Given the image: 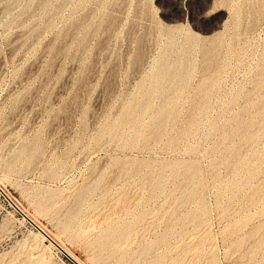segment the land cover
Segmentation results:
<instances>
[{"label":"rangeland","instance_id":"1","mask_svg":"<svg viewBox=\"0 0 264 264\" xmlns=\"http://www.w3.org/2000/svg\"><path fill=\"white\" fill-rule=\"evenodd\" d=\"M259 5L0 0V185L85 264H264ZM217 37L219 62L205 69L203 48ZM181 61L182 77L145 101L155 71ZM7 198L0 192V264L38 232ZM107 229L119 232L118 251L98 242ZM49 247L45 264H76Z\"/></svg>","mask_w":264,"mask_h":264},{"label":"bare ground","instance_id":"2","mask_svg":"<svg viewBox=\"0 0 264 264\" xmlns=\"http://www.w3.org/2000/svg\"><path fill=\"white\" fill-rule=\"evenodd\" d=\"M225 1H230V0H225ZM259 3H260V5L258 6V12L259 13H264V0H259ZM54 5V4H53ZM74 5V4H73ZM232 5V4H231ZM236 5V4H235ZM238 7V6H237ZM113 14V13H112ZM240 14H238V16H239ZM109 18V17H108ZM159 23V22H158ZM134 24V23H133ZM179 25V24H178ZM133 27V26H132ZM135 27V26H134ZM180 27V26H179ZM181 27H183V26H181ZM56 29H57V27H56ZM184 29V28H183ZM179 33H182V31L180 32L179 31ZM178 33V34H179ZM183 35V34H182ZM170 36V35H169ZM173 36V35H172ZM182 37H184V35L182 36ZM168 38V37H167ZM178 38V37H177ZM9 40V39H8ZM193 40V39H192ZM227 40V39H226ZM178 41V40H177ZM200 41V40H199ZM175 43V42H174ZM177 43V42H176ZM171 44V43H170ZM189 44V43H188ZM196 44V43H195ZM177 45V44H176ZM184 45H187V44H184ZM197 45V44H196ZM221 45H222V38L221 37H217V38H215L214 39V41L212 42V44H210V45H207V46H204V48H203V65H204V67H205V69L206 68H209L210 69V67L211 66H213V65H215V64H217V62H219L218 61V57H219V53H220V48H221ZM188 46V45H187ZM186 46V47H187ZM193 46H194V44H193ZM225 46V45H224ZM227 46V45H226ZM189 47H191V46H189ZM195 47V46H194ZM166 48V47H165ZM164 48V51L166 50V49H168V48H166L165 49ZM171 48V47H170ZM175 48V47H174ZM196 48V47H195ZM13 49V48H12ZM177 49H178V47H177ZM185 49V48H184ZM191 49V48H190ZM194 49V48H193ZM198 49V48H197ZM182 50V49H181ZM12 51V50H11ZM168 51H171V50H168ZM167 51V52H168ZM175 51H176V49H175ZM174 52V51H173ZM182 53H183V51H181ZM190 52V51H189ZM45 54V53H44ZM168 55H169V53H168ZM167 55V56H168ZM161 56H163L162 54H161ZM164 57V56H163ZM182 57H183V54H182ZM181 57V58H182ZM223 57V56H222ZM3 59V58H2ZM62 59V58H61ZM164 59V58H163ZM168 59V58H167ZM170 59V58H169ZM183 59V58H182ZM40 60V59H39ZM171 60V59H170ZM169 60V61H170ZM2 61V60H1ZM173 61V60H172ZM176 61V60H175ZM9 62V61H8ZM40 62V61H39ZM3 63V62H2ZM155 63V62H154ZM164 63V62H163ZM172 64H173V62H171ZM177 63H178V61H177ZM1 64V63H0ZM37 64V63H36ZM57 64V63H56ZM59 64V63H58ZM161 64H162V62H161ZM1 66H2V64H1ZM177 66H181V69L182 70H177ZM215 67V66H214ZM217 68V67H216ZM6 69V68H5ZM5 69H4V71H5ZM34 69V68H33ZM187 69H188V67L185 65V63L183 62V61H181V62H179V65L178 64H175V65H173L172 67L171 66H167V65H165V64H163V65H161L156 71H155V73H154V75L152 76V86H151V88L143 95V98H144V100L145 101H149L150 100V98H151V96H152V94H153V92H154V90H155V87L157 86V85H160L161 83L163 84L164 82H165V80L166 79H171V80H179V78H181L182 76V74L185 72V71H187ZM89 71V70H88ZM205 72V71H204ZM28 73V72H27ZM81 75V74H80ZM151 75V74H150ZM188 75V74H187ZM206 75H207V73H206ZM205 75V76H206ZM20 77V76H19ZM144 79H146V78H144ZM70 81H71V79H69ZM181 80V79H180ZM183 80H184V78H183ZM18 81V80H17ZM146 81V80H145ZM186 81V80H185ZM144 82V81H143ZM173 82V81H172ZM184 82V81H183ZM19 83V82H18ZM214 83V82H213ZM213 83L212 82H210V81H206V83H205V85H204V95H205V97L207 98L208 96H210V92L211 91H213L212 89V87H213ZM146 84H147V82H146ZM257 84L259 85V86H264V78H262V79H260L259 80V82H257ZM171 85H172V83H171ZM214 85H216V83L214 84ZM15 86H16V83H15ZM167 86H168V84H167ZM158 87H160V86H158ZM157 87V88H158ZM169 87H170V85H169ZM172 87V86H171ZM12 88V87H11ZM144 88H146V86L144 87ZM161 89V88H160ZM14 90V89H13ZM144 90V89H143ZM139 91H141L140 89H139ZM158 92H159V90H158ZM171 92V91H170ZM169 92V93H170ZM174 92V91H173ZM173 92H172V95H173ZM161 93V92H160ZM159 93V94H160ZM29 95V94H28ZM169 95V94H168ZM171 95V94H170ZM139 96V95H138ZM157 96V95H156ZM212 96V95H211ZM140 97V96H139ZM141 98V97H140ZM164 99V98H163ZM137 100V99H136ZM205 100V99H204ZM153 101V100H152ZM132 102H133V100H132ZM137 102H138V100H137ZM207 104V103H206ZM135 106V105H134ZM171 107V106H170ZM204 108H205V106H204ZM133 105H131V106H129L128 108H127V110H126V112H125V114H124V116L122 117V119H121V121H124V122H126L127 120H129L130 118H131V116L133 115V113H134V111H133ZM201 111V110H200ZM199 111V112H200ZM15 112V111H14ZM18 112V111H17ZM138 112V111H137ZM173 112V111H172ZM191 114V113H190ZM197 114V113H196ZM136 115H137V113H136ZM17 116V115H16ZM168 116H170V114H169V111L167 110V109H163L162 111H160V116H159V124L160 125H162L166 120H167V118H168ZM172 116V115H171ZM138 117H139V115H138ZM239 118V117H238ZM135 120V119H134ZM134 120L132 121L133 123H134ZM217 120V119H216ZM168 121V120H167ZM111 122V121H110ZM204 123V122H203ZM206 123V122H205ZM57 124V123H56ZM140 124H143V122H141ZM145 124V123H144ZM247 124H248V122H247ZM139 125V124H138ZM164 125V124H163ZM117 126H118V124L117 123H114V124H112L111 123V125H108L106 128H105V130H106V132H109V133H114L115 132V130L117 129ZM132 126H133V124H132ZM244 127V126H243ZM242 127V128H243ZM104 128V127H103ZM123 128H125V127H123ZM132 129V128H131ZM136 129V128H135ZM143 129V128H142ZM142 129H141V131H142ZM118 131H120V130H118ZM165 132V131H164ZM185 132V131H184ZM120 133H121V131H120ZM258 136V135H257ZM129 137H130V134H129ZM106 140V139H105ZM133 140V139H132ZM134 141V140H133ZM106 142V141H105ZM12 144V143H11ZM232 144V143H231ZM9 145V144H8ZM101 146V145H100ZM98 147L96 146V149H97ZM3 153V152H2ZM126 158V157H125ZM134 158V157H133ZM132 158V159H133ZM33 159V158H32ZM39 159V158H38ZM100 160V159H99ZM107 161V160H106ZM6 165V164H5ZM9 166V165H8ZM36 166V165H35ZM11 167V166H10ZM95 167V166H94ZM9 168V167H8ZM192 168H194V171L195 170H197L198 171V169H197V167L196 166H193ZM154 171V170H153ZM164 171H166V170H164ZM197 171H195V172H197ZM234 172V171H233ZM91 173V172H90ZM5 175V177H6V174H4ZM178 175V174H177ZM8 176V175H7ZM151 176V175H150ZM5 177H0V183H2V181L4 182V178ZM84 178V177H83ZM149 178V177H148ZM131 179V178H130ZM147 179V178H146ZM145 179V180H146ZM151 179V178H150ZM146 183V182H145ZM4 185V184H3ZM130 186V185H129ZM139 186V185H138ZM145 186V185H144ZM0 187H1V189H2V191H0L2 194H5L8 198L7 199H9L10 200V202H11V204L14 206V207H16L17 208V210H19L22 214H23V216H24V220L26 219V221L28 220L30 223H32L35 227H36V229L38 230V232H36V233H34L33 234V239L35 240V241H33V243H32V241H31V244L30 245H28V246H25V244H27L26 242H24L23 244H24V246L25 247H27V248H25L24 247V251L21 253L20 252V255H19V257H18V259H12L11 260V264H45L46 262L47 263H49V254L47 253V249L48 248H50L49 246H54L55 248H57L58 250H60V251H62V252H64V253H66L76 264H85L83 261H81V260H79V258H77V256H75L68 248H67V246H65L63 243H61L58 239H59V237H58V239L55 237V236H53L50 232H49V229L47 230L44 226H42L39 222H38V220L37 219H35L33 216H31V214H29L28 212H26L12 197H11V195L9 194V192H7L1 185H0ZM7 187V186H6ZM36 187V186H35ZM34 187V188H35ZM43 187V186H42ZM42 187H41V189H42ZM46 187V186H45ZM141 187V186H140ZM37 188H40V187H38L37 186ZM47 188V187H46ZM45 188V189H46ZM136 188V187H135ZM139 188V187H138ZM143 189H144V187H142ZM7 189V188H6ZM39 190V189H38ZM38 190H35V193L36 192H38ZM138 190V189H137ZM40 191V190H39ZM124 191V190H123ZM143 191V190H142ZM34 192V191H33ZM50 192V191H49ZM63 193H65L64 191H63ZM86 193H87V191H86ZM38 194V193H37ZM36 194V195H37ZM65 195V194H64ZM40 196V195H39ZM63 196V195H62ZM139 196V195H138ZM141 196V195H140ZM67 197V196H66ZM60 198H62V197H60ZM79 200H82V198H83V193L81 192L80 194H79ZM131 198V197H130ZM139 197H137V199H138ZM64 199V198H63ZM84 199V198H83ZM118 199V198H117ZM66 200V199H65ZM176 200V199H175ZM134 201H136V200H134ZM88 203V202H87ZM137 205V204H136ZM83 206V205H82ZM116 208V207H115ZM157 209V208H156ZM77 210V209H76ZM132 210V209H131ZM110 211V210H109ZM68 212H71V210L70 211H68ZM31 213V212H30ZM96 213V212H95ZM133 213V212H132ZM75 214V213H74ZM77 218H78V216H77ZM135 218V217H134ZM161 218H163V217H161ZM78 220V219H77ZM161 220V219H160ZM159 220V221H160ZM74 221V220H73ZM129 221V220H128ZM124 222V221H123ZM124 223H126V222H124ZM124 223H123V225H124ZM63 224V223H62ZM67 224H68V222H67ZM71 223H69V225H70ZM94 224V223H93ZM158 224H159V222H158ZM158 224H156L157 226H158ZM121 225V224H120ZM68 227V226H67ZM72 227H73V225H72ZM149 228V227H148ZM68 229V228H67ZM66 229V230H67ZM65 230V229H64ZM70 230V229H69ZM85 230V229H84ZM208 230V229H207ZM86 231V230H85ZM128 231V230H127ZM118 231H116V230H110V229H107L106 230V234L105 235H101L100 236V238L98 239V242H100V243H102V244H112V246H113V250H116V249H118V247H119V241L120 240H118V238H119V236H118ZM62 234V233H61ZM56 236H57V234H56ZM115 237L117 238V240H114L115 239ZM126 238V237H125ZM120 239V238H119ZM44 240L45 241H48L49 242V244L48 245H46V244H44L43 242H44ZM125 241V240H124ZM131 243V242H130ZM135 243V242H134ZM130 245V244H129ZM138 247V246H137ZM22 248V247H21ZM49 250V252H51L50 251V249H48ZM116 251H118V250H116ZM128 251V250H127ZM109 252V251H108ZM107 253V252H106ZM113 253V252H112ZM18 254H19V252H18ZM48 254V255H47ZM149 254V253H148ZM18 256V255H17ZM16 256V257H17ZM14 258V257H13ZM51 258V257H50ZM52 259V258H51ZM139 261V260H138ZM151 261V260H150ZM50 262H52V261H50ZM8 263V262H7ZM51 264H53V262L51 263Z\"/></svg>","mask_w":264,"mask_h":264},{"label":"built area","instance_id":"3","mask_svg":"<svg viewBox=\"0 0 264 264\" xmlns=\"http://www.w3.org/2000/svg\"><path fill=\"white\" fill-rule=\"evenodd\" d=\"M0 191H2L1 187H0ZM3 192V191H2Z\"/></svg>","mask_w":264,"mask_h":264}]
</instances>
